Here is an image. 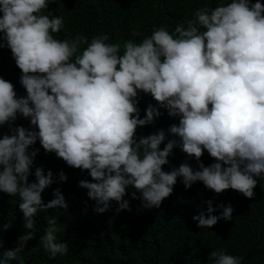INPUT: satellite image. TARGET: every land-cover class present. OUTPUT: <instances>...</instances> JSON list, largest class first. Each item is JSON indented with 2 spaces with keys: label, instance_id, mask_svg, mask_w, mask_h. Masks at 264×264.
I'll use <instances>...</instances> for the list:
<instances>
[{
  "label": "clouds",
  "instance_id": "1",
  "mask_svg": "<svg viewBox=\"0 0 264 264\" xmlns=\"http://www.w3.org/2000/svg\"><path fill=\"white\" fill-rule=\"evenodd\" d=\"M56 0H0V49H10L20 70L19 83L26 95L18 96L15 85L0 77V192L19 197L25 233L18 246L7 251L15 258L39 231L38 213L67 209L60 189L44 202L42 193L53 183V173L35 168L39 149L54 153L67 166L86 170L92 181L81 180L96 213L106 212L115 201L131 210L124 199L145 208H160L181 179L185 189L196 182L216 194L234 190L245 198L255 197L258 178L264 177V3L261 0H229L215 8L198 7L192 18L170 34L155 28L150 36L133 30V39L108 43V35H85L58 40L64 27L62 16L45 15ZM82 45H86L83 49ZM140 93L156 102L141 118ZM167 111L179 118L165 130L137 137V129L153 124ZM18 115L30 127L16 126ZM170 135L172 139H168ZM167 143L161 149V144ZM179 148L194 158L169 165ZM215 161L202 162L204 152ZM59 179L67 176L60 172ZM139 193V196H137ZM192 217L200 228L232 220L233 206H213ZM220 209L219 215L213 213ZM11 223L3 225L4 229ZM57 219H47L39 245L50 259L66 256L69 245L58 242ZM214 264H241L243 257L212 251Z\"/></svg>",
  "mask_w": 264,
  "mask_h": 264
},
{
  "label": "trees",
  "instance_id": "2",
  "mask_svg": "<svg viewBox=\"0 0 264 264\" xmlns=\"http://www.w3.org/2000/svg\"><path fill=\"white\" fill-rule=\"evenodd\" d=\"M229 0H56L50 3L45 15L62 16L64 27L55 39H71L75 35H85L89 42L94 36L108 35V43H120L133 39L139 43L143 36L132 37L133 30L150 36L153 29L165 27L170 34L177 25L192 18V13L201 6L215 8L217 3ZM264 3V0H261ZM2 15V14H0ZM86 45H82L83 49ZM20 70L16 67L10 49H0V77L15 85L17 95H26L19 83ZM140 116L144 117L149 104L156 102L150 95L140 93ZM163 115L153 124L137 129V137L153 134L159 129H167L179 118ZM16 126L30 127V121L18 115ZM9 133L7 126L0 128V136ZM168 139H172L170 135ZM167 140L161 144V149ZM32 149H39L32 167L29 182H35V168L43 167L45 174L53 173V183L44 190L45 203L54 198L53 191L60 189L68 204L67 209H49L35 217V227L39 229L35 238L28 241L24 250L15 258L6 253L18 246V238L26 231L23 214L19 210V197L0 192V264H214L209 259L212 251L223 250L227 254L243 257L241 264H264V177L258 178L253 199L245 198L234 190L216 194L202 182H196L185 189L178 178L172 195L166 198L160 208L143 207L140 199H132V187L127 189L124 199L129 201L130 211L117 212L119 205L113 201L109 209L100 214L93 209L95 201L87 197V189L79 187L81 180L92 181L86 170L74 169L58 159L54 153H46L39 141ZM194 168L198 164L179 148L173 150L169 165L179 167L185 161ZM205 166L215 162L205 151L201 157ZM60 172L67 176L59 179ZM139 196V193H137ZM213 206L223 203L233 206L232 220H220L212 228H200L192 217L201 210L206 211V201ZM220 209L213 214L219 215ZM57 219L58 242L69 245L66 256L50 259V254L39 245L40 237L47 227V219ZM11 223L4 229L3 225Z\"/></svg>",
  "mask_w": 264,
  "mask_h": 264
}]
</instances>
